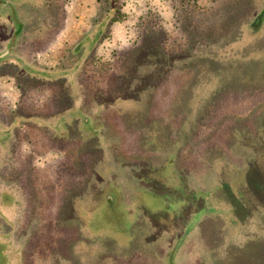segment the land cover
<instances>
[{"label":"rangeland","instance_id":"rangeland-1","mask_svg":"<svg viewBox=\"0 0 264 264\" xmlns=\"http://www.w3.org/2000/svg\"><path fill=\"white\" fill-rule=\"evenodd\" d=\"M25 1L0 0V11ZM174 1L126 0L124 21L111 26L86 55L90 60L83 59L90 76L83 72L80 81L90 112L61 113L58 136L76 146L81 141L76 150L84 152L39 160L46 187L33 195L47 200L41 209L48 219L31 228L28 205L27 219L19 221L17 238L28 234L21 243H27L28 257L37 253L48 264H81L83 258L86 264H264V0H196L194 9L180 12L172 9ZM56 3L67 17L85 22L73 29L81 39L98 0ZM150 9L162 15L172 40L164 50L150 47L119 63L115 72L125 77L116 80L118 73L105 62L129 53L139 18ZM65 42L49 61L40 54L39 64L71 62L74 45ZM12 48L14 42L0 55ZM4 69L1 61L0 73ZM69 90L66 97L76 91L79 101L76 87ZM56 125L48 124L51 131L31 126L25 148L55 149ZM5 167L10 169L8 159ZM88 195L95 201L81 208L79 225L56 226L57 212H71L72 200ZM87 227L94 236H86ZM30 229L46 230V247L33 248ZM75 242L84 245L78 262L69 251ZM56 243L62 255L55 256ZM7 244L0 241L1 248Z\"/></svg>","mask_w":264,"mask_h":264},{"label":"trees","instance_id":"trees-1","mask_svg":"<svg viewBox=\"0 0 264 264\" xmlns=\"http://www.w3.org/2000/svg\"><path fill=\"white\" fill-rule=\"evenodd\" d=\"M26 1L15 5L12 10L10 7V9H7L8 12H4L3 10L0 11V52L10 47L14 42V51L12 52V54L4 58L3 60H0V62H13L19 67L20 70L19 74L17 75V85L18 87H20L23 96L33 94L32 91L36 90L37 88H45L49 85H60V87H62L60 91L62 90V92H57V95H60L63 98L66 96L67 91H70L69 89L78 87L79 91L77 90V93L79 92V100L83 105L81 111L86 113L87 110H90L86 107V100L89 99L90 95L88 94V91L86 92L84 84L80 81V76H82L83 72H85L86 76H88L89 78L90 74H88L89 69L87 62H84L83 59L90 60V58H86V55L95 50L98 44H100L101 41L105 37H107V34L110 33L109 29L111 28V26L114 23L124 21L126 16L124 15L123 9L126 0H98V7L94 17L92 18L90 30L79 40V42H77L71 48L68 53L67 59L71 62H68L67 64H61L56 68L51 69L39 64L37 54L44 52L49 47L51 42H53L55 38L60 34V32L64 29L65 15L62 9V5L56 3V0ZM195 2L196 0H176L171 6L174 11L180 12L184 11L185 9H194L192 5H194ZM31 6L33 7L30 8ZM215 17H213V19ZM166 27V22L163 20L162 15L158 13V11H154L153 9L148 10L139 18V21L137 23L138 39L130 47L129 53L126 54V52H123L119 55L117 53V57H114L113 63L110 61L109 63L105 62V66H108L109 64H112L113 66L112 68H109V72H115V70L121 69L118 68V66H121V64L119 63L125 60L134 59L135 56H138L141 50L143 51L147 48L149 49L150 47H156V49H161L160 47H162V50H164V46L171 42L170 40H172L171 34L168 33V28ZM169 49H171V47H169ZM107 69L108 67H104L103 72H107ZM91 72L97 75V72L94 71V68ZM115 74L116 80H122L125 77L124 72H115ZM71 85L72 87H70ZM91 91L93 93H91V100L94 103L92 105L93 108L95 107V105H98L94 102L96 88H92ZM71 94L74 98L76 97V91L71 92ZM3 116H7V114H4ZM24 117L25 119H23V117L19 119L21 123L30 122L28 120V117ZM4 120L8 121V118L5 117ZM19 120L17 122H20ZM27 126L28 127L25 129V131L18 130L16 132V137L19 138V142H25L30 138L31 134L29 133V131L31 129V126L34 130L38 129V127H35V124ZM56 135L59 134L56 133ZM62 139L63 141L60 140V147H62L64 155H69V153H71L70 155H72L73 152H76L78 157L82 155L84 150H76L77 146H81V141H79L76 146V141L74 142L72 140L71 144H69L66 139ZM52 141L56 142L52 143L53 146L59 147V136H57L56 139ZM48 144L51 145V141H48ZM32 149L35 151L37 150V148ZM37 158V155L32 154L28 157H19L17 158V160L20 164L31 165ZM9 161L11 162V160ZM62 164H65V160L62 162ZM78 167H80V165ZM7 172L8 171L6 170L0 171L1 181L9 180V174L11 177L13 172ZM13 175L14 179L17 181V184L20 185L19 187H21L22 190L25 188L30 189V192L27 193V195L31 197L28 205L31 209V228H33L37 220L43 218V216L48 219L47 213L42 215L41 209V206L43 204H47V200L37 195H33V191L35 189L40 191L42 187H46L40 181L41 171L32 169V171L24 172L20 170L19 172L16 171L15 173H13ZM23 181L29 182V187H27V184L24 186ZM85 197L89 198V195L81 197L80 199V203L85 205H81V208L83 209L86 208V205L90 204V200H87ZM32 230L30 229V235H34V241L37 242L35 244L36 246L32 243L33 248H38V250H40V248L46 247L47 245H43L41 243L42 240L45 239L44 235L47 234L46 230L43 231V229H41L39 230V233H37L38 231L33 233Z\"/></svg>","mask_w":264,"mask_h":264},{"label":"crops","instance_id":"crops-1","mask_svg":"<svg viewBox=\"0 0 264 264\" xmlns=\"http://www.w3.org/2000/svg\"><path fill=\"white\" fill-rule=\"evenodd\" d=\"M96 7L97 5L94 6V9L92 10L93 14L96 12ZM63 12L65 17L66 15V10L65 7H62ZM71 13V12H70ZM94 16V15H93ZM92 16V17H93ZM92 17H90L87 20L86 28H83L85 32H88L91 28V22H92ZM67 18H71L70 20L68 19L67 27L66 29L62 30L60 34L55 38V42H51L55 44L52 49L51 54L48 53L47 50L44 52H41L37 54V59H39L40 54H44L42 56L43 60L49 61V59H52L51 57L53 56V50H57L58 47L63 46L66 44L65 40L68 41L69 45L68 46H73L80 40V34L79 36L74 37L73 35L74 30L76 28H81L80 24L85 23L84 21H81V19H76V17H72V14H69ZM66 24V23H65ZM64 24V28H65ZM84 34V33H83ZM65 38V39H64ZM14 51V48L9 50V55L11 52ZM8 55V56H9ZM7 56V57H8ZM6 58V57H5ZM89 58V55L88 57ZM3 60V59H2ZM5 63L6 69L2 70L0 73V150H3L4 148V153L0 152V159L2 157V160H0V171H8L7 173H15L16 171L19 172L21 171H32V169L36 171H43V166L44 164L39 161L40 158L42 157H51V156H60L63 153L62 147H56L55 149L51 151H40L39 153H35V150L32 148L26 147L25 142H19V138L16 137L17 131H25V129L28 127L27 125L31 126L32 124H35V127H39V125H43L42 128L44 129H49L50 131L54 128H48V124H57L55 133H58L59 136L60 134V125L62 123V116H60L61 113L64 111L70 112L72 117L74 116V113L79 109L81 110L83 105L80 102V100H76L72 94L69 97H61L60 95H57V92H62L60 89V85H49L46 86L45 88H37L36 90L32 91L33 94L23 96L22 91L20 87L17 85V78L19 74V67L14 64L13 62H8V61H3ZM51 68H56L57 66L52 64V63H45V65ZM13 67L17 70H13ZM76 89L79 91L78 87ZM11 90L13 93L16 91L17 95L14 96L12 94ZM64 90V87H63ZM62 95V94H61ZM64 96V95H63ZM74 112V113H73ZM4 114H7V116H3ZM30 115V116H28ZM28 117L30 122H22L19 120L21 117L25 119V117ZM55 116V117H53ZM7 117V120H4V118ZM31 117V118H30ZM48 118L47 122L43 120L44 118ZM52 117L53 119H51ZM20 122H17V121ZM74 120V119H73ZM43 121V122H42ZM12 131V133H11ZM12 135V136H10ZM58 136V135H56ZM53 139H56L53 138ZM60 140V139H59ZM50 141V140H48ZM46 142V144L48 143ZM20 143V144H19ZM49 145V144H48ZM6 148L9 151H6ZM32 154H35L38 156L37 159L34 160V163L30 164H20L17 160V158L21 157H28L31 156ZM6 159L11 160L10 163V169L7 170L5 165H6ZM46 165V164H45ZM46 168V167H45ZM9 174V180H0V237L2 238L1 240L6 241L9 243V240H13L15 243L14 250L10 247H6L2 251L4 254V251H12L15 254L14 261H12V264H48V259L43 260L41 259V256H37L36 253L28 257L29 255L26 254L28 252V247L27 243H23V240H25V237L28 236V234L25 237L17 238L18 235V229H20L19 225L21 220H26L27 219V207H28V202H29V196L27 195V192H23L20 185L17 184V181L14 179V175ZM88 183H91V181H87ZM86 184L87 186H90V184ZM25 186V184H24ZM7 189V192L6 190ZM6 192V193H5ZM6 196V197H5ZM12 197V203L8 202L9 197ZM91 198V197H89ZM91 201L93 199H90ZM95 201V200H93ZM92 201V202H93ZM80 201L79 199H73L72 200V205H71V212L67 213H62V212H57L55 214V223L56 226L61 225V228L63 225H73V223H76V225H79V217H80V210L81 207L80 205L77 206ZM16 206L19 208L18 213L15 210ZM92 209V207H89V210ZM88 212L87 214H89ZM64 216V217H63ZM154 219V218H153ZM3 224L4 226H7L6 229H9L8 231H5L4 228L1 226ZM86 231V236L90 238V236H94V232L92 233V230L87 227ZM121 234H115L114 236H117L118 238L123 237ZM6 237V239L4 238ZM86 238V237H83ZM118 240V239H117ZM117 243V241H115ZM90 243V242H89ZM88 243V245H89ZM8 245V244H7ZM6 245V246H7ZM87 245V246H88ZM3 246V245H2ZM83 246H79V242H75L70 246L69 251L71 252V259L72 261L78 262V259L75 256L82 255L84 253ZM86 246V245H85ZM55 256L58 254H61L62 251V246L59 243L55 244ZM23 249V250H22ZM67 250V249H66ZM140 257V256H139ZM29 259L31 260L29 262ZM122 259V258H119ZM60 260H64L60 256ZM126 261V260H125ZM139 261V260H138ZM86 260L81 261V264H86ZM141 264H144L142 261H140ZM51 264H61L62 262L58 260H53L50 261ZM69 264V262H68Z\"/></svg>","mask_w":264,"mask_h":264},{"label":"flooded vegetation","instance_id":"flooded-vegetation-1","mask_svg":"<svg viewBox=\"0 0 264 264\" xmlns=\"http://www.w3.org/2000/svg\"><path fill=\"white\" fill-rule=\"evenodd\" d=\"M1 239L2 238L0 237V241H2ZM11 246H12V249L14 250L13 246H15V243L13 240H11V241L9 240V243L6 247L11 248ZM6 247L5 248H3V246H2V248L0 247V264H12V261H14L15 254L11 250L10 251H4V254L2 253V251L4 249H6Z\"/></svg>","mask_w":264,"mask_h":264},{"label":"water","instance_id":"water-1","mask_svg":"<svg viewBox=\"0 0 264 264\" xmlns=\"http://www.w3.org/2000/svg\"><path fill=\"white\" fill-rule=\"evenodd\" d=\"M9 51H6L5 53L0 55V60L4 59L5 57H7L9 55Z\"/></svg>","mask_w":264,"mask_h":264}]
</instances>
